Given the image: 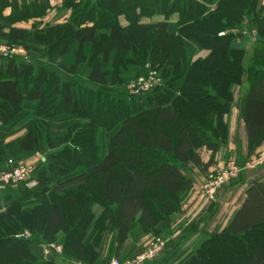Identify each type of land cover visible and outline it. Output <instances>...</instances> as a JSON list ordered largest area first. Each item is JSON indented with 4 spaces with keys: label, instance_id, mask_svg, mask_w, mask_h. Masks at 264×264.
Segmentation results:
<instances>
[{
    "label": "trees",
    "instance_id": "trees-1",
    "mask_svg": "<svg viewBox=\"0 0 264 264\" xmlns=\"http://www.w3.org/2000/svg\"><path fill=\"white\" fill-rule=\"evenodd\" d=\"M259 1L66 0L69 20L39 28L48 0H0V40L29 57L0 55V173L18 164L6 163L2 148L25 121V134L8 144L21 159L58 150L35 168L33 188L0 190L11 196L9 203L0 196V264H27V254L38 260L32 243L60 245L64 257L98 264L109 233L118 245L169 238L193 189L190 166L207 172L228 145L225 119L238 87L247 155L237 165L245 170L264 144ZM32 20L29 30L15 27ZM45 54L52 61L35 75ZM148 69L163 84L128 101L122 87ZM204 149L212 153L208 163ZM25 231L34 242L15 238ZM205 253L211 264H264V181L250 187L225 230L167 263L207 264Z\"/></svg>",
    "mask_w": 264,
    "mask_h": 264
},
{
    "label": "crops",
    "instance_id": "crops-1",
    "mask_svg": "<svg viewBox=\"0 0 264 264\" xmlns=\"http://www.w3.org/2000/svg\"><path fill=\"white\" fill-rule=\"evenodd\" d=\"M12 1V0H10ZM19 4L25 2L29 3L34 0H16ZM50 4H59V10H61L60 3L61 0H48ZM260 5L264 6V0H260ZM55 3V4H54ZM12 13L11 9L5 11L6 16H10ZM50 11L48 16L44 18L45 23L49 24ZM67 16L58 18L56 23H61V21ZM162 18L154 19V21H160ZM56 20V19H55ZM39 22L41 20H38ZM34 20L29 22L18 23L15 25L16 28L21 29H31ZM146 23H149L146 21ZM44 27V25H42ZM251 50V49H250ZM208 52L204 51L199 54V57L205 58L208 56ZM242 88H237L235 91V102L232 108V112L226 117L225 121L229 125V142L226 147H223L215 158V164L209 168L207 172H201L194 166H190V172L187 173L188 176L192 177L194 180L193 189L187 198L182 202L181 211L174 215V220L172 222L170 231L172 234L168 239L169 243H180L184 244L181 247V251L175 250L173 248H168L164 252L163 258L160 257L157 260L147 263V264H168L167 260L172 262L176 261L178 257H184L190 252L194 251L204 240L208 238L209 235L214 233H219L225 230L230 224L231 220L234 218L235 214L239 209H241L243 203L247 198V193L250 187L255 182L264 181V166L257 168L256 170H244L241 172L238 181L234 182L228 188H222L218 191L216 195L215 202L205 208V204H202L203 198L200 196V188L206 183L208 176L214 170L223 168L231 160V156H237L240 161H245L247 155V134L244 122L240 115L239 104L242 97ZM264 151V144L256 151V155ZM202 160L204 163H208L212 158V153L206 149L201 152ZM241 158V159H240ZM36 183L33 182L28 187L34 186ZM212 209V210H211ZM4 210V209H3ZM2 210V211H3ZM212 211V215L210 214ZM1 212V211H0ZM198 226V232L195 233L194 223ZM186 231L183 235V231ZM25 233H28V237H25ZM185 237V239H184ZM16 239L28 240L34 242V239L29 231L17 234ZM151 238V236H146L135 242L133 238H130L123 245H118L115 242L114 234L109 233L107 236L105 251L102 252L101 262L98 264H109L113 259L130 260L141 253L144 249L146 243ZM36 241V240H35ZM186 241V242H184ZM32 248H35V255L38 260L32 255L27 254V264H87L83 261L73 259L72 257H64L63 249L60 245H41L32 243ZM111 253V254H108ZM177 255L174 259L173 257ZM107 256H111L110 260L107 262Z\"/></svg>",
    "mask_w": 264,
    "mask_h": 264
},
{
    "label": "rangeland",
    "instance_id": "rangeland-1",
    "mask_svg": "<svg viewBox=\"0 0 264 264\" xmlns=\"http://www.w3.org/2000/svg\"><path fill=\"white\" fill-rule=\"evenodd\" d=\"M61 1H62L60 3L61 8H62L61 10L58 9L60 7L59 4H57V5L50 4L51 6H50V8H48L46 10L47 13H46V15H45L44 18H46L48 16V13L50 11V14H51L50 15L51 16L50 17V20H51V22H49V24H47V23L43 22L44 21V18H43V19H41L39 28L40 27H43L42 25H44V27H46L47 25L54 26V25L63 24V23H65V22H67L69 20V18L71 16V10H68V9H66V7H64V4H65L64 2L66 0H61ZM64 16H67V17H65L61 21V23H56V21H57L58 18H62ZM156 19H159V18H156ZM254 35L255 34H253V36ZM253 36H252V38H253ZM42 42H43V44L45 43V41H42ZM246 46H247V49H248V52H249L250 49H251V47H252V45L251 44H247ZM13 49L14 48H12L11 46H9L5 41L0 40V50H3V51H0V53H5V56L4 57L12 58L14 60H17V62H23V61L29 60L28 51L26 49H22V48L18 49L17 48L16 51H14ZM0 55L2 56V54H0ZM41 58H42L41 61H39L37 63V65L39 66V68L37 69L35 75H39L40 73H42L43 72L42 71V67L49 66L50 62L52 61L51 60V57L48 54H45ZM248 62H249V57L246 58V63H248ZM147 68H149V67L147 66ZM148 71L149 72H148L147 75L141 76V77L137 78L136 80L134 79V80L130 81V83H128L127 85H125L124 87H122V89L124 90L123 92L125 93V96H126V98H127L128 101H131L132 98H133V96L138 95V94H135L134 92L137 91V90H140L139 88H142V90L139 91V94H142V93H145V92H149L152 88H154L155 86H157L159 84H163L162 78L160 76H158V74L154 70H151V69L149 70L148 69ZM73 80L74 81H79V82L82 81L80 78H77L76 76L73 77ZM139 84H142V85H139ZM145 85L150 86L149 87V90H146V91L142 92L143 90L146 89V87H144ZM25 123H26V121L24 123H22L23 125L21 124V125L17 126L15 128V130H17L16 134L14 136L9 137L8 139H6L4 141V143H3V148H2L3 160L6 163H10V160H16L17 163H18L14 168H12L10 171L5 172V173H9V172L13 171L20 164L28 165L29 168H32V173H33L34 170H35V168H37L38 166H41L42 164H45V162L47 161L49 155L58 152V150H55V151L47 150L44 153H36V154H34L32 156H28V157H26L24 159H21V155L17 151L16 147L14 145L13 146H11V145L9 146L8 144H13L15 142V140H17L18 138L22 137L25 134L26 131L23 129V126H24ZM52 126H53L54 129H56V128H58L60 126V124L55 123ZM11 156H13V157H11ZM233 159L236 161V164L237 163L239 164V161L240 160L238 159L237 156L236 157L235 156H233V157L231 156V160H233ZM225 167H226V165L223 168L218 169V170H222ZM242 171L243 170L241 169V172ZM241 172L239 173V175H238V177L236 179H233V180L229 181L223 188L230 187L236 181L239 182L238 179H241V178H239ZM32 173L29 175V177L27 179H25L23 182H20L18 184L19 185H21V184L31 185V183L35 182V181L32 180ZM1 174H4V173H0V175ZM243 175H244V173H243ZM33 187L34 186H31L30 188H33ZM201 188H200V191L199 192H200V196L203 198L202 204H205V208H206L209 205H211L213 202H215L216 196H215V198H214L213 201H209L208 203H206L205 197L203 196V194L201 192ZM0 196L2 197L3 202L9 203L11 201V199H10L11 198V196H10V190H8V195H7V192H6V193H0ZM211 207H213V206L211 205ZM210 214L211 215L213 214L212 211H211ZM196 223H197V221L194 223V226L195 227L193 229V231L195 233L198 232V226L195 225ZM161 239L164 240V241H166V243H167V245H166L167 246V249L171 247V248L174 249V251L175 250H178V248H179L178 246H179L180 243H176V244L175 243H169L168 242V239H164V238H161ZM167 249H165V250H167ZM216 254L219 255V257H224V255H225L226 258H227V256H228L225 250L223 251V254H222L221 250H219ZM163 255H165L164 252H162L160 255H158L157 258H155L154 260H152V261H150L148 263H151V262L157 260L158 258L160 259V257L163 258ZM208 255L209 254H206L205 253L204 254V257H205V259L207 261L206 263L207 264H211ZM213 255H210V257H213ZM236 255H237V253H236ZM216 258H218V257H216ZM214 261H216V260L214 259ZM216 262H218V261H216ZM214 264H216V263H214ZM217 264H221V263L218 262ZM226 264H231V263H230V261H227Z\"/></svg>",
    "mask_w": 264,
    "mask_h": 264
},
{
    "label": "built area",
    "instance_id": "built-area-1",
    "mask_svg": "<svg viewBox=\"0 0 264 264\" xmlns=\"http://www.w3.org/2000/svg\"><path fill=\"white\" fill-rule=\"evenodd\" d=\"M223 35V34H221ZM16 51V49H13ZM3 51V50H0ZM5 56V53H0ZM142 85V84H139ZM145 90H149L148 85H145ZM142 90V88H139ZM137 90L134 93L139 94ZM264 166V151L259 152L252 160H250L246 166L245 170H256L257 168ZM241 172V169L236 164V161L230 160L226 167L222 170H214L208 176L205 185L201 188V192L205 197L206 203L213 201L217 192L221 190L229 181L236 179ZM32 173V168L28 165L20 164L16 169L9 173H4L0 175V190H4L10 184H18L23 182ZM25 237H28V233H25ZM166 241L157 238H150L146 243L142 253L136 257L126 261L121 262L118 259H113L109 264H147L148 262L154 260L166 248Z\"/></svg>",
    "mask_w": 264,
    "mask_h": 264
}]
</instances>
